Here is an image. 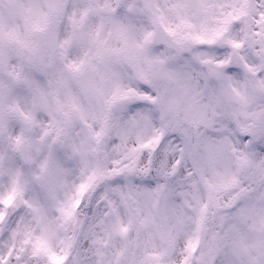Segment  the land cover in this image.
<instances>
[{
	"label": "snow or ice",
	"instance_id": "6c2138e0",
	"mask_svg": "<svg viewBox=\"0 0 264 264\" xmlns=\"http://www.w3.org/2000/svg\"><path fill=\"white\" fill-rule=\"evenodd\" d=\"M0 264H264V0H0Z\"/></svg>",
	"mask_w": 264,
	"mask_h": 264
}]
</instances>
